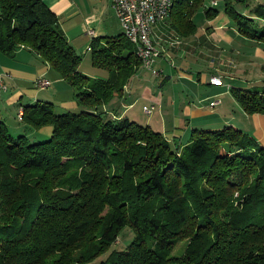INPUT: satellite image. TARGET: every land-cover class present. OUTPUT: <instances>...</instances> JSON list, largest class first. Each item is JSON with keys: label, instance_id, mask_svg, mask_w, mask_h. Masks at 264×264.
Returning a JSON list of instances; mask_svg holds the SVG:
<instances>
[{"label": "trees", "instance_id": "16d2710c", "mask_svg": "<svg viewBox=\"0 0 264 264\" xmlns=\"http://www.w3.org/2000/svg\"><path fill=\"white\" fill-rule=\"evenodd\" d=\"M206 1L174 0L170 26L195 33ZM223 1L243 35L264 41V23L235 7L248 0ZM255 11L264 20V5ZM20 47L60 73L80 108L25 104L20 132L0 119V264H264V144L254 134L224 124L182 143L113 115L107 106L142 65L136 45L123 32L95 36L92 64L109 75L91 76L44 0H0V51ZM230 92L247 114H264V82ZM127 226L133 241L111 249Z\"/></svg>", "mask_w": 264, "mask_h": 264}, {"label": "crops", "instance_id": "0c3cea01", "mask_svg": "<svg viewBox=\"0 0 264 264\" xmlns=\"http://www.w3.org/2000/svg\"><path fill=\"white\" fill-rule=\"evenodd\" d=\"M44 1L58 14L59 25L67 39L83 55L80 69L94 77H108L107 69L94 66L91 61L92 39L107 34L99 29H88L93 19H79V9L73 0ZM240 4L235 2L240 13L263 25L264 20L255 10L259 4L264 5V0H248ZM209 6L208 0L194 15L198 29L189 36L179 35L168 19L159 21L154 38L161 54L154 66L161 69L162 74L156 76L152 69L142 64L125 85L123 94L114 98L107 108L113 115H127L182 143L186 138L184 135L194 128L236 124L264 144V114H247L235 97L228 103L219 97L230 92L233 85L251 87L263 84L264 41L243 35L225 11L223 0H219L218 14L211 18L205 14ZM117 18L120 21L118 15ZM121 32L120 22V28L113 35ZM87 54L89 56L85 57ZM0 68L8 84V90L0 95V119L13 131L23 129L19 110L25 104L52 101L60 112L80 108L70 84L29 48L20 47L13 54L0 51ZM212 75L222 76L224 83H212ZM39 77L49 78L51 84L46 88L38 87L36 80ZM212 100L220 101L211 105ZM150 104L156 106L151 113L154 115L150 114L152 117L145 118L136 112L140 107L146 113L143 107Z\"/></svg>", "mask_w": 264, "mask_h": 264}, {"label": "built area", "instance_id": "2783aa9c", "mask_svg": "<svg viewBox=\"0 0 264 264\" xmlns=\"http://www.w3.org/2000/svg\"><path fill=\"white\" fill-rule=\"evenodd\" d=\"M112 5L120 19L123 33L136 45L142 64L150 69L156 76L162 74V70L154 66L161 51L155 45L154 29L159 21L168 19L174 0H111ZM210 4L217 6L219 0H209ZM93 33V30H91ZM210 81L222 85L224 80L220 75H212ZM36 84L40 88H46L51 84L47 77H39ZM8 90L5 73L0 68V95ZM220 100H212L211 105H216ZM155 104L145 105L144 111L148 114L154 112ZM23 109L19 110V117Z\"/></svg>", "mask_w": 264, "mask_h": 264}, {"label": "rangeland", "instance_id": "374dc122", "mask_svg": "<svg viewBox=\"0 0 264 264\" xmlns=\"http://www.w3.org/2000/svg\"><path fill=\"white\" fill-rule=\"evenodd\" d=\"M74 3L77 5V8L79 9V15L78 18L82 20H86L87 17H91L93 20L88 25L89 28L99 29L101 33H105L107 35H113L118 31L120 28V21L117 18V14L115 12V9L112 5L111 0H73ZM237 5L241 6L240 2H236ZM89 54L85 55V57H88ZM227 88V87H226ZM225 88V89H226ZM220 99L224 100V103H228L233 101L234 96L231 92H228L226 94L220 95ZM218 97V98H219ZM238 104V103H236ZM137 113H140V115L144 116L145 118L149 116H153L154 114H147L144 113L140 107L136 109ZM151 116V117H152ZM144 119V118H143ZM139 122V121H138ZM146 123V121H143ZM142 123V122H140ZM192 134V131H190L187 136L184 135L185 140L184 143L187 142V140L190 138ZM17 136L19 134H16ZM34 139V138H31ZM135 233L131 229V227L127 226L125 227L120 237L118 238L117 242L114 243L111 249H125L134 239ZM186 247V241L179 242L172 250V255H181L185 251ZM107 255V254H106ZM106 255H101L100 257L95 259V262H99L101 259L106 258ZM173 264V263H172ZM174 264H185V263H174Z\"/></svg>", "mask_w": 264, "mask_h": 264}]
</instances>
